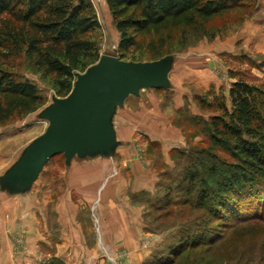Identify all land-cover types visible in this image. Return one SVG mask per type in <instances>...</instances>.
<instances>
[{"label":"rangeland","instance_id":"rangeland-1","mask_svg":"<svg viewBox=\"0 0 264 264\" xmlns=\"http://www.w3.org/2000/svg\"><path fill=\"white\" fill-rule=\"evenodd\" d=\"M91 2L100 26L89 37L99 54L117 56L118 32L106 2ZM241 22L238 8L208 22L135 36L138 45L122 59L173 54L171 86L141 90L116 110L121 143L113 156L73 157L65 164L56 153L28 191L0 192V264H264V220L236 219L253 212L256 199L249 194L264 184L255 182L242 194L241 210L215 206L221 198L214 192L238 160L212 142L210 119L221 114L219 102L231 109L228 89L240 77L259 89L263 118L254 131L264 133V58L240 55V44L232 54L227 46ZM0 69L33 82L44 99L34 112L0 125L1 174L44 130L47 122L37 113L58 95L52 76L22 50L0 45ZM146 92L157 101L141 106ZM148 108L159 121L142 119ZM201 189L209 194L203 204Z\"/></svg>","mask_w":264,"mask_h":264},{"label":"trees","instance_id":"trees-1","mask_svg":"<svg viewBox=\"0 0 264 264\" xmlns=\"http://www.w3.org/2000/svg\"><path fill=\"white\" fill-rule=\"evenodd\" d=\"M254 1L105 0L118 32L116 52L121 59L138 45L136 35L208 22L238 8L242 21ZM99 26L91 0H0V45L7 44L31 57L38 71L52 76L61 97L71 89L75 74L98 59V46L89 35ZM156 43L161 47L162 40ZM147 44L153 47L155 43ZM161 56L157 50L151 60ZM258 90L242 77L234 80L228 89L231 109L228 111L219 102L221 114L210 119L212 142L238 160L225 173V183L214 192L221 198L215 206L227 212L242 209L240 197L248 196L253 183L264 184V133L254 131L263 118L257 107ZM43 104L33 82L0 69V125L34 112ZM261 188L260 193L249 194L256 199L253 212L237 216V220H264V185ZM200 195L199 202L203 204L209 194L201 189Z\"/></svg>","mask_w":264,"mask_h":264},{"label":"water","instance_id":"water-1","mask_svg":"<svg viewBox=\"0 0 264 264\" xmlns=\"http://www.w3.org/2000/svg\"><path fill=\"white\" fill-rule=\"evenodd\" d=\"M173 54L147 61L124 60L103 53L77 72L65 96L51 101L37 113L44 130L31 139L18 157L0 174V190L24 193L31 188L47 160L62 153L65 164L73 157H111L121 143L113 118L130 95L141 90L169 88Z\"/></svg>","mask_w":264,"mask_h":264},{"label":"crops","instance_id":"crops-1","mask_svg":"<svg viewBox=\"0 0 264 264\" xmlns=\"http://www.w3.org/2000/svg\"><path fill=\"white\" fill-rule=\"evenodd\" d=\"M237 30L238 31L230 37L232 43H230L231 41L227 42V44H228L227 46L230 47V49H232L231 53L234 54V50H236L234 48V46H236V44H240L239 47L237 48L240 52V55L246 53L247 57L253 56L258 60L263 59L264 58V0H255L254 1V4L250 8V12L244 17V19L242 20V22H241V24ZM228 40L229 39H227V41ZM225 42L226 41L222 42L221 44L224 45ZM237 42H239V43H237ZM230 44H231V46H230ZM224 49L225 48L221 49L220 53H223L222 51H224ZM149 89H151V88H149ZM136 97H138V96H136ZM138 99H140L138 101V104L141 106H144V102L146 100H149L151 102L157 101L155 94L150 93V92H146L145 95L139 97ZM153 110L154 109L150 110L149 108L144 109L143 114L141 116L142 119H144V118L147 119V118L151 117L152 121L154 119L158 120L159 119L158 115ZM130 112H132V108H131ZM126 117H127V115H126ZM124 118L125 117H122V121H121V123L123 122V125L125 122ZM113 122H114L115 129H116V124L118 123V119L116 118V116H114ZM78 168L82 169L81 166ZM99 178H100V176L98 175L97 181ZM83 179L87 180L86 177H83ZM0 192H1V190H0Z\"/></svg>","mask_w":264,"mask_h":264}]
</instances>
